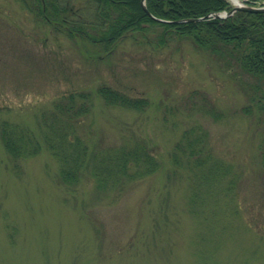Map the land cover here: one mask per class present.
I'll return each instance as SVG.
<instances>
[{
    "label": "rangeland",
    "instance_id": "obj_1",
    "mask_svg": "<svg viewBox=\"0 0 264 264\" xmlns=\"http://www.w3.org/2000/svg\"><path fill=\"white\" fill-rule=\"evenodd\" d=\"M80 42L0 0V120L37 128L61 95L107 83L150 103L94 93L87 148L97 161L138 139L157 167L112 184L99 161L105 185L90 169L68 184L44 143L14 160L0 139V264H264V122L220 62L186 38L155 49L126 36L109 53ZM196 124L205 152L182 135Z\"/></svg>",
    "mask_w": 264,
    "mask_h": 264
},
{
    "label": "trees",
    "instance_id": "obj_2",
    "mask_svg": "<svg viewBox=\"0 0 264 264\" xmlns=\"http://www.w3.org/2000/svg\"><path fill=\"white\" fill-rule=\"evenodd\" d=\"M18 1L53 32L80 43L97 44L103 53L111 52L126 36L155 49L165 47L171 39L186 38L195 48L209 52L220 62V68L247 97V105L242 110L250 112L254 108L258 120L264 122V11L238 9L225 18L210 14L229 10L227 0H145L147 10L141 0ZM94 93L107 105L143 110L150 103L145 95H133L107 83H100L95 90L80 89L63 94L54 101L50 122L47 117L41 118L42 122L38 119L37 128L0 120V139L9 156L14 160L32 156L44 143L58 161L61 180L68 184L78 181L84 169H90L97 183L105 185L107 181L99 175V161L113 163L109 166V173L115 174L112 184L122 177H137L157 167L155 158L138 139L131 144L124 142L107 148L106 156L95 161L96 156L78 132L79 122L89 111ZM191 93L207 102V97L200 95L197 88ZM189 97L194 96L189 94ZM208 107L215 110L211 105ZM182 135L187 138V145L194 142L197 153L207 151L206 131L200 130L199 124L186 129ZM262 161L264 164V149Z\"/></svg>",
    "mask_w": 264,
    "mask_h": 264
},
{
    "label": "water",
    "instance_id": "obj_3",
    "mask_svg": "<svg viewBox=\"0 0 264 264\" xmlns=\"http://www.w3.org/2000/svg\"><path fill=\"white\" fill-rule=\"evenodd\" d=\"M142 6H143V8L145 9V10H147L146 9V6H145V4H144V2H143V0H142ZM236 9H244V10H248V11H253V12H255V11H264V6H251V5H245V4H243V3H241L240 1H239V4L238 5H234L228 12H226V14L225 15H228V14H230V13H232L234 10H236ZM149 13V12H148ZM150 14V13H149ZM215 15H217V16H221L220 14H218V13H215ZM189 19H197V18H189Z\"/></svg>",
    "mask_w": 264,
    "mask_h": 264
},
{
    "label": "bare ground",
    "instance_id": "obj_4",
    "mask_svg": "<svg viewBox=\"0 0 264 264\" xmlns=\"http://www.w3.org/2000/svg\"><path fill=\"white\" fill-rule=\"evenodd\" d=\"M228 1V0H227ZM239 1L241 2V3H243V4H245V5H251V4H248L247 2H245V1H242V0H229L228 2H229V4H230V2H231V4L232 5H230L231 7H233L234 5H238L239 4ZM247 1H249L250 3H252V5H256L253 1H251V0H247ZM143 2L145 3V0H143ZM141 4H142V0H141ZM147 9V8H146ZM236 10H238V9H236ZM240 10H244V9H240ZM222 11V10H221ZM221 11H218V12H212V13H210V14H212L214 17H216L217 15H215V13H220ZM248 11V10H247ZM217 17H219V16H217Z\"/></svg>",
    "mask_w": 264,
    "mask_h": 264
}]
</instances>
